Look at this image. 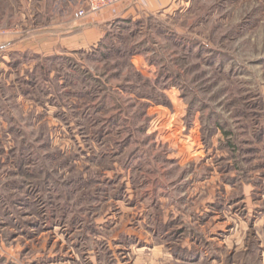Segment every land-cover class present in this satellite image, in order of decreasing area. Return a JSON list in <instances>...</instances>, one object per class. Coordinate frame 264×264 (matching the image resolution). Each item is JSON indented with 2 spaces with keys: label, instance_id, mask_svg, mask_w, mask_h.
<instances>
[{
  "label": "rangeland",
  "instance_id": "374dc122",
  "mask_svg": "<svg viewBox=\"0 0 264 264\" xmlns=\"http://www.w3.org/2000/svg\"><path fill=\"white\" fill-rule=\"evenodd\" d=\"M89 4L0 0V264H264V0Z\"/></svg>",
  "mask_w": 264,
  "mask_h": 264
},
{
  "label": "crops",
  "instance_id": "0c3cea01",
  "mask_svg": "<svg viewBox=\"0 0 264 264\" xmlns=\"http://www.w3.org/2000/svg\"><path fill=\"white\" fill-rule=\"evenodd\" d=\"M133 9L136 8H131L128 5H115L99 10L83 18V21L79 24L74 23V26L69 27L71 29L70 34L65 38L58 39L50 35H42L36 37L29 44L33 50L42 53H48L57 48L74 51L86 49L100 39L107 24L129 18L133 13Z\"/></svg>",
  "mask_w": 264,
  "mask_h": 264
},
{
  "label": "built area",
  "instance_id": "2783aa9c",
  "mask_svg": "<svg viewBox=\"0 0 264 264\" xmlns=\"http://www.w3.org/2000/svg\"><path fill=\"white\" fill-rule=\"evenodd\" d=\"M128 0H90L89 4V10L84 11L80 10L74 13L75 19H82L84 18L88 13H94L102 9L110 8L115 6L119 3L127 2Z\"/></svg>",
  "mask_w": 264,
  "mask_h": 264
}]
</instances>
